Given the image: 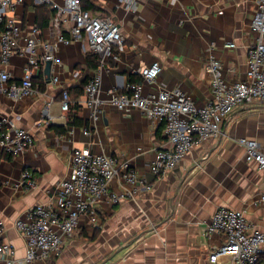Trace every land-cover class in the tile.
Here are the masks:
<instances>
[{"label":"crops","instance_id":"obj_1","mask_svg":"<svg viewBox=\"0 0 264 264\" xmlns=\"http://www.w3.org/2000/svg\"><path fill=\"white\" fill-rule=\"evenodd\" d=\"M129 1L81 0L93 16L111 18L124 37L118 59L108 61L103 70L95 121L83 94L79 95L82 81L93 73L85 65L86 43L64 45L56 40L49 13L53 9L48 4L25 0L8 13L20 27L18 46L25 45L36 27L40 33L35 37L51 45L56 61L49 78L45 64L33 70L34 90L29 95L14 100L0 93V118L33 135L32 147L22 154L5 159L0 150L3 240L14 246L15 258L24 257L25 238L14 221L24 218L30 207L52 202L56 183L70 171L73 149H87L128 162L152 189L116 204L100 201L95 225L80 219L57 257L33 264H229L225 255L210 261L212 249L221 240L207 237L205 228L218 206L244 211L250 222L264 227V205L257 200L264 193L261 172L245 161V150L237 142L245 137L263 143L264 105L253 101L236 107L222 121L217 137L195 144L175 169L156 177L149 167L156 149L167 146L163 123L147 119L136 109L119 110L109 102L108 90L123 91L135 81L142 84V94L178 88L196 103H206L211 98L205 70L210 52L220 60L227 84L244 80L247 52L257 37L251 28L255 0H136L135 9L127 7ZM46 19L47 25L42 26ZM70 26L67 19L59 31L69 36ZM228 43L234 47L225 46ZM37 52L41 53L40 48ZM27 58L26 52L14 54L7 64L0 63V69L19 82ZM154 61L160 71L150 87L137 71ZM63 89L80 105L90 135L83 132L85 126L66 124V111L60 108ZM53 127H64V132ZM24 170L36 181L33 189L19 185ZM122 186L128 187L114 179L111 190L119 192ZM258 264H264V257Z\"/></svg>","mask_w":264,"mask_h":264},{"label":"built area","instance_id":"obj_2","mask_svg":"<svg viewBox=\"0 0 264 264\" xmlns=\"http://www.w3.org/2000/svg\"><path fill=\"white\" fill-rule=\"evenodd\" d=\"M24 1L0 0V63L7 64L14 54L28 53L24 74L19 82L11 81L9 72L0 69V93L14 100L34 90L33 70L43 66L46 61H56L51 45L35 37L40 33L36 27L32 28L25 45L18 46L20 27L7 15ZM34 2L48 4L54 10L51 28L57 31L55 38L58 42L64 45L72 41L85 42L86 50L97 57L98 67L83 86L84 104L90 108L91 119L95 121L98 118L103 70L106 63L116 61L123 50L124 37L119 26L109 17L93 16L82 7L81 0H61V4L54 0ZM127 7L135 9L136 0L129 1ZM67 19L71 21L69 36L59 31ZM251 28L257 37L247 52L244 80L227 84L222 76L220 60L211 52L208 54L205 70L211 98L206 103H196L178 88L151 89L142 94V84L135 81L128 82L123 91L108 90L109 102L119 110L136 109L147 119L163 123L167 146L156 149L149 167L156 177L175 169L195 144L217 137L222 121L236 107L253 101L264 105V0H255ZM225 46L234 47V44ZM37 48H40L41 53L37 52ZM159 71L160 66L154 61L141 67L137 74L142 82L152 87ZM56 80V77L52 78L53 82ZM70 101L67 89H63L60 101L62 111L68 110ZM45 117H48L47 112ZM41 123L36 122L34 127H39ZM83 132L86 135L91 133L88 127H84ZM237 142L245 150V161L256 165L264 182V141L260 143L241 137ZM32 145L30 130L0 118V150L17 156ZM114 179L123 181L128 187L122 186L119 192L111 190ZM35 182L29 170L21 173L19 185L25 190L33 189ZM151 189L152 184L128 162H120L112 156L87 149H73L70 171L56 183L53 201L30 207L24 218L14 221V227L25 238V255L22 259L15 258L14 246L3 240V223L0 221V264H33L37 259L57 257L62 251L64 240L72 235L80 219L87 218L95 225L97 204L100 201L116 204L134 199L139 193ZM257 200L264 205V193ZM205 234L207 237L218 236L221 240V244L212 249L210 261L225 255L230 258L229 264H258L260 258L264 257V227L258 228L250 222L244 211L227 206L216 207L206 225Z\"/></svg>","mask_w":264,"mask_h":264},{"label":"trees","instance_id":"obj_3","mask_svg":"<svg viewBox=\"0 0 264 264\" xmlns=\"http://www.w3.org/2000/svg\"><path fill=\"white\" fill-rule=\"evenodd\" d=\"M83 8L86 9V10H88L90 7L88 6V7H83ZM49 13L51 15H53L54 14V11L53 10L52 11H49ZM47 23H48V21L46 19L42 23V26L43 25L46 26ZM85 65H86V69L87 70H92V71L96 70L97 67H98L97 57L94 54L90 53V52L87 53ZM86 81H87L86 79H84L82 81V84L80 85L81 86L80 87L81 88V91L79 92V95L80 94H83V86H84V83ZM79 112H80V105L78 104L77 101L71 100L70 101V104H69V107H68V110L66 111V124L69 125V126H79V127L85 126L86 127L87 123L80 116V113ZM53 128L55 129L56 132H64V127H53ZM2 154H3V157L5 159H10V155L5 154V153H2Z\"/></svg>","mask_w":264,"mask_h":264},{"label":"water","instance_id":"obj_4","mask_svg":"<svg viewBox=\"0 0 264 264\" xmlns=\"http://www.w3.org/2000/svg\"><path fill=\"white\" fill-rule=\"evenodd\" d=\"M51 64H52L51 61H46L45 65H44V73L47 76V78H49V76H50Z\"/></svg>","mask_w":264,"mask_h":264}]
</instances>
